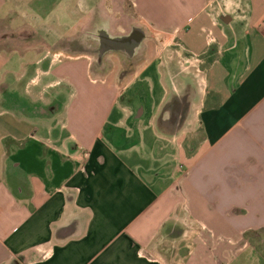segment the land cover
<instances>
[{"label": "crops", "instance_id": "0c3cea01", "mask_svg": "<svg viewBox=\"0 0 264 264\" xmlns=\"http://www.w3.org/2000/svg\"><path fill=\"white\" fill-rule=\"evenodd\" d=\"M264 0H0V264H264Z\"/></svg>", "mask_w": 264, "mask_h": 264}, {"label": "rangeland", "instance_id": "374dc122", "mask_svg": "<svg viewBox=\"0 0 264 264\" xmlns=\"http://www.w3.org/2000/svg\"><path fill=\"white\" fill-rule=\"evenodd\" d=\"M244 236L257 251L264 255V232H250L248 235L244 234Z\"/></svg>", "mask_w": 264, "mask_h": 264}, {"label": "trees", "instance_id": "16d2710c", "mask_svg": "<svg viewBox=\"0 0 264 264\" xmlns=\"http://www.w3.org/2000/svg\"><path fill=\"white\" fill-rule=\"evenodd\" d=\"M254 232H260V233H262V232H264V228H261L260 230H258V231H254ZM250 232H245L244 234L245 235H248Z\"/></svg>", "mask_w": 264, "mask_h": 264}]
</instances>
